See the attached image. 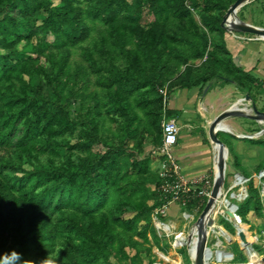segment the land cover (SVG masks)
<instances>
[{"label":"trees","instance_id":"1","mask_svg":"<svg viewBox=\"0 0 264 264\" xmlns=\"http://www.w3.org/2000/svg\"><path fill=\"white\" fill-rule=\"evenodd\" d=\"M235 1L0 0V151L10 154L0 156V255L15 250L24 264H55L48 260L61 241L62 264H119L125 255L118 227L144 241L152 235L165 250L152 222L165 199L164 180L144 155L146 140L163 143L159 89L167 85L170 94L176 86L223 78L255 103L256 89L264 92V80L236 66L216 37L226 33L222 21ZM99 25L109 29L110 47L88 59L104 93L85 105L87 80L80 73L90 72H66L72 48L89 41ZM166 116L175 113L167 109ZM106 118L122 127L120 142L102 135ZM26 161L31 169L23 167ZM234 167L251 178L238 211L249 224L251 213L264 216L261 191L239 158ZM206 200L192 199L187 208L202 211ZM240 251H232L234 260L245 264ZM247 252L251 263L259 260Z\"/></svg>","mask_w":264,"mask_h":264},{"label":"rangeland","instance_id":"2","mask_svg":"<svg viewBox=\"0 0 264 264\" xmlns=\"http://www.w3.org/2000/svg\"><path fill=\"white\" fill-rule=\"evenodd\" d=\"M54 3H57L58 0H53ZM228 12V11H227ZM227 12L225 16L227 15ZM197 19L199 21V16L196 14ZM224 16V17H225ZM236 18L239 21L248 23L250 25H253L258 28L264 29V0H250L246 4L242 5L240 9L238 10L236 14ZM224 20V18H223ZM200 22V21H199ZM223 22V21H222ZM234 22L232 19L229 18L228 22L224 26L226 29V33L230 35H236L239 37V39H234V41H231L230 39L225 38V33L219 32L216 37H219L223 39L226 43H229L230 46H233V44L241 43L245 45L246 47L253 46L254 44H262L264 46V37L260 35L250 34V33H244L236 30L234 26ZM108 31L109 29L106 27H102L99 25V27L95 28L93 36L89 41L84 43L82 46H79L77 48H72L71 50V58L69 65L67 67V75H72L73 73L77 72L78 70H81V67L85 69V71L90 72L89 76L86 77L85 72L81 71L80 77L83 79H86L87 82L82 88L81 92L83 93L85 105H88L89 102H91L92 97L94 95L98 94L101 95L104 93L103 89L98 87L96 84L97 76L91 73V64L89 61L90 53L93 55V57H96L97 59L100 58V53L98 52L102 47L109 48L110 43L108 40ZM234 36V37H236ZM214 36H212L213 38ZM215 40V38H214ZM234 61V59H233ZM235 63V62H234ZM45 64V63H44ZM236 64V63H235ZM236 66H239L236 64ZM73 83V80L71 78L70 84ZM160 92V89H159ZM262 97L260 98L262 100V110H264V92L262 93ZM68 95V94H66ZM65 95V96H66ZM203 96L201 97L202 100ZM204 99V98H203ZM210 104H214L217 100L215 97L209 98ZM210 104L207 103L206 99L202 100L200 102L199 110L197 111V118L198 121L205 120L206 117H212L215 116L217 112L214 111L212 113ZM79 104H74L72 107L73 110H75L78 107ZM251 114L254 113V111L251 109ZM164 118V116H163ZM171 118V117H169ZM176 119V118H175ZM247 122L248 120L244 116H236L232 118L230 125H231V131H221L219 133V138L228 146L226 148L228 149V154L226 158V168H225V179L223 182V188H224V194L227 193V198L232 199V194L235 197L233 199V202H236L238 204L242 203L240 201L236 200V197L241 196V192L244 191V189H248V183L245 185V187H234L230 191L229 188L232 186L234 181V176L238 172L234 165L237 158H239L241 165L246 170V173L253 178L256 185L259 187L261 191L262 201L264 203V177L260 178L261 172L264 170V120L255 127L247 128ZM254 124V123H253ZM162 125V124H161ZM238 133H244V136H238ZM186 135L190 137V134L193 135L192 129L189 127H184L181 136ZM102 135L108 139L112 140L115 143H118L122 139V127L111 120V118H106L103 124V130ZM77 140L76 136H68V141L70 143H75ZM147 143H151V140H146V149H147ZM131 145L133 143H130ZM134 146V144H133ZM160 147L147 149L144 153V155H149L151 158V167L155 171L161 170V161L160 159L154 154V149H158ZM69 154V153H68ZM10 154L0 151V156L8 157ZM12 156H15V154H11ZM55 159L57 163H61L63 161L62 156H51ZM74 157V156H73ZM41 159L44 163L48 164L49 159L48 156L42 155ZM33 160V159H32ZM35 163H37L35 160H33ZM217 165V164H216ZM23 167L26 169H31L32 163L29 161H26L23 163ZM264 175V172H263ZM249 179H251L249 177ZM239 183H236L238 185ZM222 198V197H221ZM176 206H173V212L176 210ZM217 208L215 209V211ZM177 214V215H175ZM172 217L169 218L172 220L177 227V230H183L185 226L186 230L188 232H192L194 229V222L188 223L186 220L182 218L181 211L177 213H172ZM179 215L178 219L176 218ZM173 216H176L175 218ZM200 216V215H199ZM198 217V216H197ZM250 223H243L246 225V230L249 233V235L252 236L253 241L250 243V247L252 250H254L258 256V261L251 263L250 262V256L246 250L242 246V244L239 242V238L237 235V228L235 225V222L229 223L225 219L220 218V215L218 214L216 216V223L218 226H221L225 228L229 232V237L226 239L219 236L218 233L215 231H212L211 240L209 242V246L212 247L214 255L211 256L209 260H207L206 264H239L237 261L234 260V254L232 251H235L237 254H239L241 251L248 257L249 261L245 264H264L263 257H264V216L260 217L255 215L254 213L249 215ZM215 223V225H216ZM191 224V225H190ZM213 225V228L215 227ZM119 229V237L124 239L123 241V251L125 256L122 257L119 264H134L129 258L135 261V264H195V258L197 255H191V252L189 249H187V255L182 254L181 251L174 250L168 243V237L166 238H160L162 245L164 246L165 250L160 249L165 252L166 255H157L156 253V247L155 246V239L152 235H149V240L144 241L137 235L127 233L122 227H118ZM245 229V227H240V230ZM158 234V233H157ZM218 237H221V240L223 241V246L221 249L224 251L231 253L229 255H225V257L221 260H218L216 252L217 243H218ZM250 242V241H249ZM234 243H239L240 249L237 246H233ZM60 246L61 241L58 242L56 246V252L52 254L49 257V260H52L55 264H62V257L60 253ZM151 249V250H150ZM258 251V252H257ZM127 256V257H126ZM261 256V257H260ZM227 257V258H226ZM189 258V259H188ZM170 259V260H168ZM187 259L190 261L187 263ZM46 264V263H44Z\"/></svg>","mask_w":264,"mask_h":264},{"label":"crops","instance_id":"3","mask_svg":"<svg viewBox=\"0 0 264 264\" xmlns=\"http://www.w3.org/2000/svg\"><path fill=\"white\" fill-rule=\"evenodd\" d=\"M224 35L225 38L231 41L239 39L235 34L225 33ZM226 45L234 59L238 61V65L245 72H251L256 78L264 80V46L262 44H254L249 47L241 43L233 44V46L226 43ZM201 63L202 60L198 61L197 65H201ZM254 93L257 98L256 103L250 98L246 90L234 81L217 78L192 88L176 86L169 94L167 109L175 113V116L171 118H176L180 126L179 142L175 147V155L183 167V172L189 178L214 174L216 171V164L220 159V149L212 142L209 131L217 117L227 111L234 110L239 111L236 116H244L248 120L246 124L248 129L255 127V125L258 126L262 122V120L249 117L254 105L264 112L261 106L262 100L260 99L263 92L256 89ZM202 96L204 98L202 100L206 99L208 104H210L209 98H217L214 104L209 105L211 111L213 110L212 113L214 111L217 113L215 116H207L205 120L198 121L196 114ZM236 116H230L220 124L225 127L222 131H231L232 127L229 122ZM184 127L192 129L193 135L190 134V137L185 134L181 136ZM220 132H218V136ZM244 135V133H238V136ZM147 144L148 150L156 148L152 140L151 143Z\"/></svg>","mask_w":264,"mask_h":264},{"label":"built area","instance_id":"4","mask_svg":"<svg viewBox=\"0 0 264 264\" xmlns=\"http://www.w3.org/2000/svg\"><path fill=\"white\" fill-rule=\"evenodd\" d=\"M206 58L207 55L203 61L206 60ZM160 93L163 96L164 104V118L162 120L163 143L160 148L155 149L154 154L161 161L162 168L160 170V175L164 180L161 186V191L165 195V199L164 202L154 210L152 214V222L156 228L158 236L160 238L168 237V244L174 250L180 251L181 249H189L191 255H198L199 225L197 221L200 217L199 215H201L204 209L200 211V207L196 206L193 208V210H189L187 206L192 199L203 197L207 199V204L208 200L212 196L217 173V165L214 174H206L195 178H189L183 172V167L175 155V147L179 142L180 126L178 125L176 119L168 118L166 116V110L169 101L168 86L166 85L164 88H160ZM263 172L264 170L261 172L260 178L264 177ZM249 181V178L237 172L234 176L233 184L228 191L234 187H245ZM236 183L239 184L236 185ZM232 197V199H228L227 193L224 194V188L222 187L220 194L216 198L210 212L205 217L206 248L203 252V255H207L205 252L208 250L211 252V255H214L212 247L209 246V242L211 240L212 231H216L215 228H213V225H215L217 221L216 216L218 214L220 215V218L225 219L229 223L236 222L237 220L242 222V219L238 214L239 204L233 202V199H235L233 194ZM247 197L248 190L246 188L241 192V196L236 197V200L243 202ZM174 205H178V207L176 206V210L173 212ZM216 208L217 210L215 211ZM180 211L184 220L191 224L194 222L195 225L192 232H188L186 230L187 226H185L183 230H177L174 222L169 219L172 217V213H177ZM228 211H231L234 214V217H231ZM173 217L175 218L176 216ZM178 217L179 215L176 218L178 219ZM210 217L214 220L212 225L207 224V220ZM223 229L224 231L222 234H219L217 231L216 232L219 236L226 239L230 235L225 228ZM221 237H218V243L216 244L217 248H220L217 250L216 255L231 254L221 249L223 246ZM190 238L191 243L189 242ZM156 249L157 255H166L165 252H163L159 247H156Z\"/></svg>","mask_w":264,"mask_h":264},{"label":"water","instance_id":"5","mask_svg":"<svg viewBox=\"0 0 264 264\" xmlns=\"http://www.w3.org/2000/svg\"><path fill=\"white\" fill-rule=\"evenodd\" d=\"M249 1L250 0H236L229 8L227 15L224 17L222 26L224 27L226 23L228 22L229 18L231 16H234L235 17L234 26L236 27L235 28L236 30L240 32L260 35L264 37V29L255 27L253 25H250L242 21H239L236 18V14L238 10L240 9V7ZM234 62L238 64V61L236 59H234ZM253 111H254V114L249 115L251 119L264 120L263 111H260L255 105L253 106ZM238 113L239 111H234V110L227 111L221 114L219 117H217L210 127L209 135H210L212 142L215 143L220 149V159L218 160V163H217V173L215 177V184H214V188L212 191V196L208 200L203 212L201 213L197 221L199 225V234H198V237H199L198 250L199 251H198V255L195 258V264H206L205 256L203 255V252L206 248L205 217L210 212L216 198L219 196L220 191L223 187L224 179H225L226 158L228 154V149L226 148L225 143L218 136V132L224 130V128H220V124H222L223 121H225V119H227L228 117L236 116L238 115ZM228 213L231 217H234V214L231 211H228ZM213 223H214V220L213 218L210 217L207 220V224L212 225ZM237 235L242 245L244 244L248 246L250 245V242L248 241L246 234L243 230L237 231ZM189 242L191 243V238L189 239ZM263 261H264V257H263Z\"/></svg>","mask_w":264,"mask_h":264},{"label":"clouds","instance_id":"6","mask_svg":"<svg viewBox=\"0 0 264 264\" xmlns=\"http://www.w3.org/2000/svg\"><path fill=\"white\" fill-rule=\"evenodd\" d=\"M24 262L22 255L15 250L6 255H0V264H24Z\"/></svg>","mask_w":264,"mask_h":264},{"label":"bare ground","instance_id":"7","mask_svg":"<svg viewBox=\"0 0 264 264\" xmlns=\"http://www.w3.org/2000/svg\"><path fill=\"white\" fill-rule=\"evenodd\" d=\"M230 19H232V20L234 21V20H235V17H234V16H231ZM220 128H225V127H223V125H220ZM235 223H236V228H237L238 231H240V227H245V229H243V231L245 232L248 241H250V243H252L253 238H252V236L249 235V233L247 232V230H246V225H244V224H243L241 221H239V220H237ZM216 230H217V229H216ZM218 231H219V230H217V232H218ZM219 234H222V232L219 233ZM239 242H240V241H239ZM243 247L246 248V250H247V249H252L250 246L245 245V244H244ZM257 252H258V251H257ZM205 253H207V255H211V252H210L209 250L206 251ZM207 255H204V256H205V261H206V262H207V260H209V259L207 258ZM260 257H261V256H260ZM168 260H170V259H168Z\"/></svg>","mask_w":264,"mask_h":264}]
</instances>
